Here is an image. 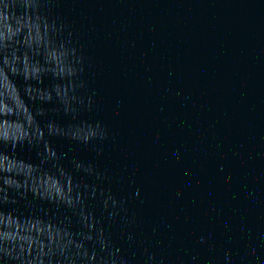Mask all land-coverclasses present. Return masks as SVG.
<instances>
[{
    "label": "water",
    "instance_id": "95a60500",
    "mask_svg": "<svg viewBox=\"0 0 264 264\" xmlns=\"http://www.w3.org/2000/svg\"><path fill=\"white\" fill-rule=\"evenodd\" d=\"M0 264H264V0H0Z\"/></svg>",
    "mask_w": 264,
    "mask_h": 264
}]
</instances>
